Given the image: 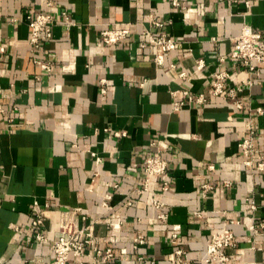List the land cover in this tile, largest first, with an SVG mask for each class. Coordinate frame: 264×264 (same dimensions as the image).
<instances>
[{
	"label": "crops",
	"instance_id": "1",
	"mask_svg": "<svg viewBox=\"0 0 264 264\" xmlns=\"http://www.w3.org/2000/svg\"><path fill=\"white\" fill-rule=\"evenodd\" d=\"M46 2L0 0V264H49L60 215L74 209L96 244L115 251V262L100 264H142L141 257L175 264L178 250L206 264L211 236L227 227L237 241L227 253L237 264H264V231H252L264 222V173L252 175L238 147L253 125L264 152V114L252 115L264 111V66L239 94L243 109L226 95L213 96L209 84L222 71L230 72L232 86L246 79L231 53L245 24L264 37V0H251L249 8L234 0H180L185 9L172 0H61L52 9ZM43 11L58 20L45 45L50 74L34 64L29 47L28 16ZM150 14L165 23L155 34L178 41L163 70L154 64L155 48L142 47ZM125 24L132 33L124 44L101 41V31ZM181 90L203 95L206 104L175 111L182 98L172 93ZM158 141L169 147L170 167L151 187L165 204V221L152 193L134 195L144 158L157 153L151 144ZM226 181L232 186L224 187ZM205 184L214 190L203 196ZM38 214L46 217L45 243L32 226ZM139 234L146 243L135 249ZM79 262L98 264L92 257Z\"/></svg>",
	"mask_w": 264,
	"mask_h": 264
},
{
	"label": "built area",
	"instance_id": "2",
	"mask_svg": "<svg viewBox=\"0 0 264 264\" xmlns=\"http://www.w3.org/2000/svg\"><path fill=\"white\" fill-rule=\"evenodd\" d=\"M61 0H47V9L54 8ZM234 2H244L249 8L252 5L251 0H234ZM172 4L175 7L185 9L180 0H172ZM63 19L69 24V16L67 13L62 14ZM58 20L49 11H43L35 15L28 16V25L30 28L29 47L30 55L34 64L39 67L40 70L48 74L52 73L54 63L50 59V52L46 50L45 45L50 42L53 37V30L56 27ZM131 24H125L121 26H114L107 28L100 33L101 41L107 46H114L124 44L131 35ZM165 23L160 21L157 16L150 14L148 16V26L144 28L143 36L145 42L142 47L153 46L156 50L154 64L159 70H163L166 67V59L176 50L178 41L168 37L166 34H155L154 31L163 29ZM4 49H1L3 52ZM41 55L38 58L37 55ZM231 59L234 60L240 67V72L247 75L246 79L239 81L237 85L232 86L229 83L231 78L230 72L222 71L216 72L209 78V84L212 88L213 96L226 95L230 99L234 106L238 109H243V103L239 99V94L244 88H251L256 80L262 75V69L264 66V37L261 32L255 30L251 25L245 24L242 28L241 34L236 38L233 51L231 53ZM225 58H221L224 61ZM205 66L204 61L197 63V70L201 71ZM172 69L176 66L172 65ZM181 78H186V73L180 74ZM102 83H106L103 80ZM106 91L103 90V93ZM175 97L180 94L181 100L174 102V110L180 111L184 107L191 104L204 105L206 104V98L201 95L194 97L190 91L181 90L172 93ZM0 113L4 114L5 111L0 105ZM263 115L262 108L256 109L252 115ZM10 123L13 120L10 119ZM109 131L108 129L105 130ZM116 137H125V133L115 132ZM257 131L253 125L249 127L247 135L239 141L238 147L244 158V164L249 168L252 175L264 173V152L260 150L256 144ZM152 147L157 149V153L154 155H147L143 161V178L141 183L137 184L134 189V195L142 196L146 193L153 194L154 208L159 212V219L165 221L167 215L161 213L165 204L154 196V192L151 187V182L156 177H163L167 174L170 164L165 158V153L168 150V145L164 142H153ZM92 158L97 164L102 162L101 157L96 152H91ZM210 169H213L211 166ZM231 182H224V187H231ZM117 187V186H116ZM203 196H206L209 192L214 190L213 184H205L203 186ZM164 191L169 190V184L165 183L163 186ZM108 199L111 196H107ZM247 202L250 203L251 209L256 211L258 206L254 198L248 196ZM129 206L133 205L132 201L128 202ZM81 215L80 209L64 211L60 215L58 222L59 238L52 242L49 264H70L72 260H76L79 264H82V259L86 257H92L95 262L110 263L116 261V254L112 248H105L102 250L95 242L94 235L91 233L89 227H81L79 225L77 217ZM82 221H87V218L83 216ZM46 223V217L42 214H38L33 220L32 226L35 233V238L40 243L48 242V238L44 233ZM238 223V222H237ZM235 223V224H237ZM259 230L264 231V222L257 228L252 227L254 235L259 233ZM174 240L178 239L177 235H173ZM146 240L143 235L139 234L134 239V248L138 249L144 245ZM237 247V241L235 233L231 228H225L221 232L214 233L207 246L206 264H237L235 257L227 253L230 249ZM175 264H193L186 258V254L183 250L176 251ZM142 264H156L154 261H147L145 258L139 259ZM250 264H257L252 262Z\"/></svg>",
	"mask_w": 264,
	"mask_h": 264
}]
</instances>
